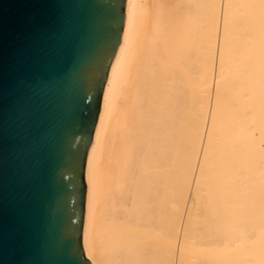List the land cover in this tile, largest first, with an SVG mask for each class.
I'll use <instances>...</instances> for the list:
<instances>
[{
    "label": "bare ground",
    "instance_id": "1",
    "mask_svg": "<svg viewBox=\"0 0 264 264\" xmlns=\"http://www.w3.org/2000/svg\"><path fill=\"white\" fill-rule=\"evenodd\" d=\"M84 183L90 264H264V0H125Z\"/></svg>",
    "mask_w": 264,
    "mask_h": 264
},
{
    "label": "water",
    "instance_id": "2",
    "mask_svg": "<svg viewBox=\"0 0 264 264\" xmlns=\"http://www.w3.org/2000/svg\"><path fill=\"white\" fill-rule=\"evenodd\" d=\"M125 0H0V264H90L84 169Z\"/></svg>",
    "mask_w": 264,
    "mask_h": 264
}]
</instances>
